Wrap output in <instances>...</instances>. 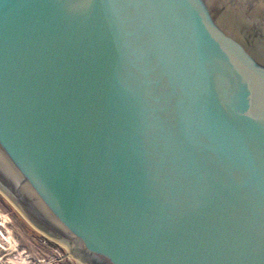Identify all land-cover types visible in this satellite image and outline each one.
<instances>
[{
    "label": "water",
    "instance_id": "95a60500",
    "mask_svg": "<svg viewBox=\"0 0 264 264\" xmlns=\"http://www.w3.org/2000/svg\"><path fill=\"white\" fill-rule=\"evenodd\" d=\"M0 191L83 264H264V0H0Z\"/></svg>",
    "mask_w": 264,
    "mask_h": 264
},
{
    "label": "rangeland",
    "instance_id": "374dc122",
    "mask_svg": "<svg viewBox=\"0 0 264 264\" xmlns=\"http://www.w3.org/2000/svg\"><path fill=\"white\" fill-rule=\"evenodd\" d=\"M11 256L27 257L28 264H83L64 244L33 226L0 191V264H9Z\"/></svg>",
    "mask_w": 264,
    "mask_h": 264
},
{
    "label": "bare ground",
    "instance_id": "6f19581e",
    "mask_svg": "<svg viewBox=\"0 0 264 264\" xmlns=\"http://www.w3.org/2000/svg\"><path fill=\"white\" fill-rule=\"evenodd\" d=\"M11 241V240H10ZM9 241V242H10ZM11 243V242H10ZM12 244V243H11ZM11 247H16L15 245H11ZM7 262L9 264H28L27 263V257L23 256H11L7 259Z\"/></svg>",
    "mask_w": 264,
    "mask_h": 264
}]
</instances>
